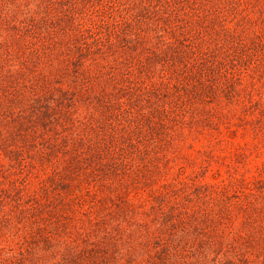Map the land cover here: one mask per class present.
I'll return each instance as SVG.
<instances>
[{
    "label": "trees",
    "instance_id": "16d2710c",
    "mask_svg": "<svg viewBox=\"0 0 264 264\" xmlns=\"http://www.w3.org/2000/svg\"><path fill=\"white\" fill-rule=\"evenodd\" d=\"M243 62L264 75V0H0V154L18 173L35 163L46 192L61 182L70 194L73 180L80 187L89 176L119 181L143 163L157 128L170 140L205 77ZM1 174L0 230L22 244L16 258L0 247V264H42L43 253L101 264L102 254L139 248L146 264H264V218L247 211L226 231L212 189L194 186L185 203L176 190L155 195L154 214L138 211L119 235L125 215L138 212L127 200L90 201L97 239L89 227L69 240L60 205L24 196L12 171ZM202 197L215 201L191 208Z\"/></svg>",
    "mask_w": 264,
    "mask_h": 264
},
{
    "label": "rangeland",
    "instance_id": "374dc122",
    "mask_svg": "<svg viewBox=\"0 0 264 264\" xmlns=\"http://www.w3.org/2000/svg\"><path fill=\"white\" fill-rule=\"evenodd\" d=\"M244 39L251 43V38ZM250 47H253L252 44ZM255 53L252 59L256 58ZM247 63L243 62L245 65H240L236 71L222 72L220 77L215 76L216 71L205 77L204 93L195 98L190 94L182 105L186 107L185 111L177 112L178 118L170 128V140H163L161 128H157L152 135L156 141L148 144L143 163L139 168L134 166L119 181L114 179L116 175L108 174L101 179L89 176L83 178L84 184L80 187L77 183L79 180H73L70 194L68 190L62 191L61 187L67 186L61 182L46 192L41 181L43 176L35 163L33 167L18 173L8 162L9 156L3 153L0 154L1 175L5 177L12 171L24 196H31L36 191L39 202L49 196L52 206L54 203L60 205L58 220L64 222L63 239H79V232L89 227L92 230L91 239H97L98 231H93L87 223L89 218L95 217L88 211L90 201L104 199L110 203L112 198L116 202L127 200L135 211L149 216L155 212V195L176 190L180 195L179 201L185 203V195L194 186L200 190L205 187L206 191L212 189L211 197L218 200V211L221 208L220 216L226 231L234 232L247 216V211L259 220L264 218V75L254 65ZM195 79L190 77V84L185 87L190 89ZM181 93L184 91L181 90ZM106 182L110 186L104 187ZM213 201L202 197L194 200L191 208L207 209ZM139 212L130 217L125 215L117 235L124 229L129 231V222L142 217ZM8 237L7 231L0 230V247L14 258L19 257L22 239ZM125 237L122 240L128 241L127 235ZM125 245L120 243L118 248H126ZM219 246L221 239L216 244L217 248ZM60 250L61 256L66 257L67 251L62 247ZM130 252L126 251L122 258L102 254L100 256L105 257L99 263L146 264L147 253L142 249H136L131 255ZM41 261L42 264H70L66 258L49 253H43Z\"/></svg>",
    "mask_w": 264,
    "mask_h": 264
}]
</instances>
